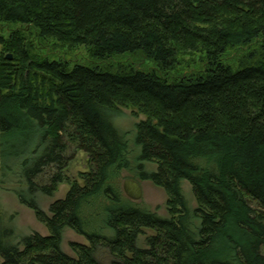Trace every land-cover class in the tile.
Wrapping results in <instances>:
<instances>
[{"label": "trees", "instance_id": "16d2710c", "mask_svg": "<svg viewBox=\"0 0 264 264\" xmlns=\"http://www.w3.org/2000/svg\"><path fill=\"white\" fill-rule=\"evenodd\" d=\"M51 41L93 63L39 54ZM185 54L204 69L172 77ZM125 55L155 68L110 61ZM128 105L146 115L138 161L157 167L139 175L164 190L167 217L125 204L115 183L129 162L111 116ZM0 135V183L18 179V201L48 230L13 243L0 204V264H99L100 249L112 264H264V0H0ZM72 149L90 169L48 216L36 193L65 181ZM97 201L108 205L89 216L104 215L111 236L87 230ZM66 228L87 241L69 243L74 257L61 249ZM144 229L154 233L140 248Z\"/></svg>", "mask_w": 264, "mask_h": 264}, {"label": "rangeland", "instance_id": "374dc122", "mask_svg": "<svg viewBox=\"0 0 264 264\" xmlns=\"http://www.w3.org/2000/svg\"><path fill=\"white\" fill-rule=\"evenodd\" d=\"M4 36L7 35L6 31L3 33ZM38 53L46 56L48 58H59L68 60L72 63H80L90 65L93 60L89 56V53L86 48L82 46L69 47L67 45H61L56 42L41 43L37 45ZM246 49H235L229 50L225 61L231 65H235L237 60L240 58ZM8 59V58H7ZM11 59V58H10ZM202 55L200 54H185L179 57L178 64L174 70L170 71V75L174 78L188 75L190 73H196L204 69ZM114 63L122 64H132L144 70L155 68V63L151 60H143L137 56H115L110 60ZM112 122L118 131L122 134L126 144H127V158L129 162V167L121 169L114 178L115 183L119 187L121 192L120 197L123 199L124 203L132 204L134 206L155 212L161 217H167L166 209V194L164 190L158 186H155L149 180L140 179L139 175V166H143L145 171H154L156 170V164L146 161H138V156L140 153V147L135 143V133L136 125L146 119V115L142 112H139L137 108L133 106H123L118 107L115 111L112 112L111 116ZM1 141V135H0ZM1 151V145H0ZM72 158L69 161L67 168L65 169V181L58 184L55 192L52 196H47L42 193H36L35 199L40 207L48 216H50L49 206L52 202L64 198L67 191L70 188V185L73 182H78L82 184V175L86 173L90 167L88 165L87 155L80 150H71ZM0 176H1V159H0ZM135 180L137 181L142 188L141 197L138 200H131L123 192V183L126 180ZM181 187L184 196L186 197L189 206L191 208L196 207V201L192 193L191 185L188 181L183 180L181 182ZM10 188V189H8ZM21 188L18 179L10 175H6V178L2 179L0 183V204L5 213V224L8 227L14 229V239L13 243L20 241L21 237L29 235L33 232H37L41 235L48 234V230L44 223L38 221L34 215V212L28 207L22 205L16 196L14 189ZM98 203H101L100 206H103L105 202L97 201L93 209L85 210V219L88 221L87 230L100 232L106 235H113V232L109 228H103L102 224L103 217L101 214L100 218H93L89 216L90 212L97 210L99 206ZM108 205V203H105ZM144 233L139 235L137 238V246L140 248H147L146 239L148 236H151L154 232L150 229H144ZM70 242H78L87 244L86 239L77 234L72 229L66 228L63 231L61 249L63 252L70 256H75L73 251L69 247ZM99 264H112V257L106 249H100L96 253Z\"/></svg>", "mask_w": 264, "mask_h": 264}, {"label": "water", "instance_id": "95a60500", "mask_svg": "<svg viewBox=\"0 0 264 264\" xmlns=\"http://www.w3.org/2000/svg\"><path fill=\"white\" fill-rule=\"evenodd\" d=\"M8 59L11 58L10 55L7 57ZM123 192L127 197H129L131 200H138L141 197L142 188L141 185L135 181V180H126L123 183Z\"/></svg>", "mask_w": 264, "mask_h": 264}]
</instances>
